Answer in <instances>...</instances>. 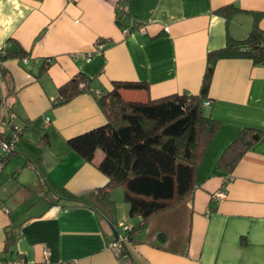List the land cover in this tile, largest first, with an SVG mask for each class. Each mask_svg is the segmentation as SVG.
Segmentation results:
<instances>
[{
	"label": "crops",
	"instance_id": "1",
	"mask_svg": "<svg viewBox=\"0 0 264 264\" xmlns=\"http://www.w3.org/2000/svg\"><path fill=\"white\" fill-rule=\"evenodd\" d=\"M228 6L234 11L226 19L217 10ZM255 16L264 36V0H0V53L19 47L27 53L0 61L1 115L13 114L22 129L5 164L18 186L0 191V259L22 254L35 264H264V64L240 57L215 63L204 110L220 126L194 189L151 216L119 257L112 248L115 233L122 236L124 225L139 219L119 207L122 189L105 199L96 195L108 182L96 167L102 152L87 162L66 145L105 123L96 96L114 81L145 86L120 89L130 101L199 94L208 53L229 37L244 39ZM79 73L91 80L93 93L53 106L59 87ZM244 128L261 134L242 153L234 147L225 153ZM44 135L49 144L41 146ZM27 168L34 175H22ZM221 189L226 196L216 200ZM10 217L20 224L19 237L5 251Z\"/></svg>",
	"mask_w": 264,
	"mask_h": 264
},
{
	"label": "trees",
	"instance_id": "2",
	"mask_svg": "<svg viewBox=\"0 0 264 264\" xmlns=\"http://www.w3.org/2000/svg\"><path fill=\"white\" fill-rule=\"evenodd\" d=\"M231 9L229 6L222 7L217 12L227 19L234 11ZM121 19V15L118 16L117 22L120 23ZM257 19L255 16L253 28L244 39L229 37L223 48L208 53V65L199 94L173 93L145 102L130 101L124 100L119 90L145 86L131 81H114L111 90L96 96L106 118L105 123L66 140L68 151L77 153L87 162H93L96 151L102 152L96 167L108 178V182L96 189V195L105 199L110 190L122 189L130 218L139 219L131 226L126 224L130 228L124 230L125 240L118 257L129 243L136 241L135 235L151 216L176 205L194 189L199 163L220 126V121L205 113L203 106L214 65L219 59L237 57L264 64V36L258 30ZM26 57L27 53L20 47L16 51L0 53V61ZM44 65L40 74L46 72ZM83 92L93 93V89L91 80L79 73L59 87L53 106L68 102ZM9 115L2 116L0 110V141L9 138L11 130H14V125L9 124ZM4 125L7 130H4ZM21 132L22 129H17L18 139ZM246 133L248 139L244 136ZM260 134L259 131L244 128L225 153L233 147L236 150L239 148L242 153L245 146L249 147ZM38 143L48 145L47 135L42 136ZM15 153L13 150L1 156L2 168ZM60 198L55 196L50 204ZM0 207L3 208V205L0 204ZM15 221L10 217L5 229V251L19 237L20 224Z\"/></svg>",
	"mask_w": 264,
	"mask_h": 264
},
{
	"label": "built area",
	"instance_id": "3",
	"mask_svg": "<svg viewBox=\"0 0 264 264\" xmlns=\"http://www.w3.org/2000/svg\"><path fill=\"white\" fill-rule=\"evenodd\" d=\"M120 9H123V6L119 7ZM139 29L142 30V26H139ZM124 34L129 33V29L126 28L122 31ZM80 86H82V84H80ZM210 105V101H204L203 102V106H208ZM10 123L9 124H13L14 125V130H11V136L9 138H4L0 141V169H2V162H1V156L5 155L6 153L15 150V145L17 143L18 140V134H17V129H19L14 122V115L10 114ZM46 122H48V118H46ZM226 196V191L224 189L218 190L214 193L213 198H215L216 200H221L223 198H225ZM126 228H130L128 225H124V230ZM125 237L119 236L116 238L115 242L112 245V248L114 249V251L116 252V255L119 254L122 243L124 242ZM0 264H35L34 262H31L29 260H27V258L22 255V254H17L15 256H13L10 259H4L0 261Z\"/></svg>",
	"mask_w": 264,
	"mask_h": 264
},
{
	"label": "rangeland",
	"instance_id": "4",
	"mask_svg": "<svg viewBox=\"0 0 264 264\" xmlns=\"http://www.w3.org/2000/svg\"><path fill=\"white\" fill-rule=\"evenodd\" d=\"M205 113H207V110H205ZM11 168L6 167L0 169V191H3L4 189H9L10 191L16 190V187L18 186L17 181L15 178H11L10 176ZM34 175V171L30 170V168L25 169V172L22 173V175ZM121 205H126L128 207V204L125 202H122V204H119V207Z\"/></svg>",
	"mask_w": 264,
	"mask_h": 264
},
{
	"label": "water",
	"instance_id": "5",
	"mask_svg": "<svg viewBox=\"0 0 264 264\" xmlns=\"http://www.w3.org/2000/svg\"><path fill=\"white\" fill-rule=\"evenodd\" d=\"M115 238H117V233H115Z\"/></svg>",
	"mask_w": 264,
	"mask_h": 264
}]
</instances>
